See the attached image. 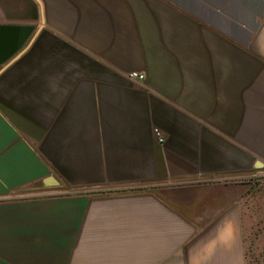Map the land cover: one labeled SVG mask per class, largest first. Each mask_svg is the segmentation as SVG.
I'll list each match as a JSON object with an SVG mask.
<instances>
[{
    "label": "crops",
    "instance_id": "0c3cea01",
    "mask_svg": "<svg viewBox=\"0 0 264 264\" xmlns=\"http://www.w3.org/2000/svg\"><path fill=\"white\" fill-rule=\"evenodd\" d=\"M257 179L264 0H0V264H251Z\"/></svg>",
    "mask_w": 264,
    "mask_h": 264
},
{
    "label": "rangeland",
    "instance_id": "374dc122",
    "mask_svg": "<svg viewBox=\"0 0 264 264\" xmlns=\"http://www.w3.org/2000/svg\"><path fill=\"white\" fill-rule=\"evenodd\" d=\"M264 180L257 179L256 190L251 195V200L256 206V211L260 210V207L264 210V182H260ZM260 184V188L258 185ZM55 195H45V198H51ZM263 222V223H262ZM254 239L248 242V246L252 247L254 250V255H256V264H264V221L259 219L258 216L256 218V223L253 228ZM262 237L260 238V236Z\"/></svg>",
    "mask_w": 264,
    "mask_h": 264
},
{
    "label": "built area",
    "instance_id": "2783aa9c",
    "mask_svg": "<svg viewBox=\"0 0 264 264\" xmlns=\"http://www.w3.org/2000/svg\"><path fill=\"white\" fill-rule=\"evenodd\" d=\"M130 77L133 79H138V80H144V78H145L143 74H138V73H132L130 75ZM155 133H156L157 137H160V134L157 130H155ZM159 141L162 143L163 139L159 138ZM246 258L251 264H256V260H255L256 255H254V250L250 246L247 249Z\"/></svg>",
    "mask_w": 264,
    "mask_h": 264
}]
</instances>
